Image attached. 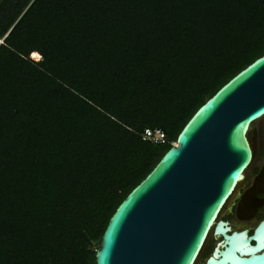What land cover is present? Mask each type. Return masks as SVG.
Returning <instances> with one entry per match:
<instances>
[{"label": "trees", "instance_id": "16d2710c", "mask_svg": "<svg viewBox=\"0 0 264 264\" xmlns=\"http://www.w3.org/2000/svg\"><path fill=\"white\" fill-rule=\"evenodd\" d=\"M262 54L264 0H0V264H94L117 205Z\"/></svg>", "mask_w": 264, "mask_h": 264}, {"label": "water", "instance_id": "95a60500", "mask_svg": "<svg viewBox=\"0 0 264 264\" xmlns=\"http://www.w3.org/2000/svg\"><path fill=\"white\" fill-rule=\"evenodd\" d=\"M264 117V54L220 86L117 205L94 264H264V218L234 230L220 213L251 164V124Z\"/></svg>", "mask_w": 264, "mask_h": 264}, {"label": "flooded vegetation", "instance_id": "af4514ba", "mask_svg": "<svg viewBox=\"0 0 264 264\" xmlns=\"http://www.w3.org/2000/svg\"><path fill=\"white\" fill-rule=\"evenodd\" d=\"M248 141L250 143L253 157L250 164L251 166H249L250 169L245 171V173L248 171V175L244 180V184L239 189L238 193L235 194L234 199L231 202L233 214L239 216V218H237L238 221L241 223H247V225L241 229H249L248 224L251 219L258 217L259 215L262 216L260 219L256 218V223L264 218V214H260L264 210V126L257 128L252 136H248ZM256 146L259 150L256 149ZM223 220H226L234 230H241L234 227L227 218ZM216 241L214 242L211 251ZM211 251L204 258L203 264Z\"/></svg>", "mask_w": 264, "mask_h": 264}, {"label": "rangeland", "instance_id": "374dc122", "mask_svg": "<svg viewBox=\"0 0 264 264\" xmlns=\"http://www.w3.org/2000/svg\"><path fill=\"white\" fill-rule=\"evenodd\" d=\"M264 126V117H262L261 119H259L258 121L254 122L251 124V133L249 132V136L253 135V132L257 129V128H261ZM255 142V141H254ZM258 147L256 146V149ZM259 150V149H257ZM251 166V165H250ZM250 169V167L248 168ZM248 175V171L245 173L243 179L241 180V182L237 185L234 193L232 194L231 198L228 200L226 206L223 208V210L220 213V217L222 219L227 218L228 220H230L231 224L236 227L241 229L242 227H244L245 225H247V223H241L238 221L237 218H239L238 215H234L233 214V210H232V206H231V202L234 199V196L236 193H238L239 189L242 187V185L244 184V180ZM260 214H264V210L260 213ZM257 218V217H256ZM253 218L251 219L250 223L248 224L249 227V231L252 229V227L254 226V224H256L257 219ZM216 241V239H213L212 237H208L207 241L205 242V245L203 247V250L201 251L199 257L197 258L195 264H203V260L204 258L207 256V253L209 252V248H211V246H213L214 242Z\"/></svg>", "mask_w": 264, "mask_h": 264}, {"label": "built area", "instance_id": "2783aa9c", "mask_svg": "<svg viewBox=\"0 0 264 264\" xmlns=\"http://www.w3.org/2000/svg\"><path fill=\"white\" fill-rule=\"evenodd\" d=\"M32 55H36V57ZM30 57L34 61L39 60V55H37L36 53H31ZM141 139L143 141H148L152 144H157V145L159 144L161 145L165 142L164 134L159 129H144L141 134Z\"/></svg>", "mask_w": 264, "mask_h": 264}, {"label": "clouds", "instance_id": "9594fccd", "mask_svg": "<svg viewBox=\"0 0 264 264\" xmlns=\"http://www.w3.org/2000/svg\"><path fill=\"white\" fill-rule=\"evenodd\" d=\"M29 58L32 59L30 56H29ZM32 60H33V59H32ZM172 145H174V143H173Z\"/></svg>", "mask_w": 264, "mask_h": 264}]
</instances>
